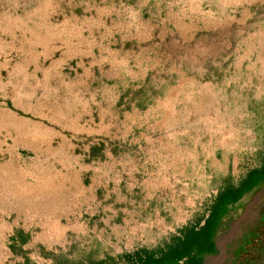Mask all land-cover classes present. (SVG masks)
<instances>
[{
  "label": "rangeland",
  "instance_id": "rangeland-1",
  "mask_svg": "<svg viewBox=\"0 0 264 264\" xmlns=\"http://www.w3.org/2000/svg\"><path fill=\"white\" fill-rule=\"evenodd\" d=\"M72 12L37 62L61 65L45 113L64 128L33 118L31 146L0 150L14 165L0 219L28 234L22 252L0 243V264H126L264 155V0H80ZM202 264H264V179Z\"/></svg>",
  "mask_w": 264,
  "mask_h": 264
},
{
  "label": "crops",
  "instance_id": "crops-1",
  "mask_svg": "<svg viewBox=\"0 0 264 264\" xmlns=\"http://www.w3.org/2000/svg\"><path fill=\"white\" fill-rule=\"evenodd\" d=\"M79 5L80 0H0V150H3V142L7 140L10 143H22L25 147L31 146L33 118L50 121L54 128H49L48 132L53 136L57 135L58 129L64 128L59 124L62 121L60 116L45 113V108L52 104L49 103L46 88L54 77L49 73L51 70L58 73L61 65H39L37 62L49 55L46 41L52 32L51 28L61 35L62 25L71 20L79 21L78 17L72 16V11ZM95 42L96 39L92 40V44ZM62 47L66 48L64 45ZM76 47L81 46L78 44ZM38 93L39 97L42 94L45 98V104L39 97L34 102ZM6 105H10L11 109L6 108ZM6 164L8 168L14 169L13 163L0 162V199L5 197L6 175L2 172V166ZM8 172V185L11 186L8 196L15 199L16 182L11 177L13 171ZM16 231L27 234L26 229H19L0 219V243L10 252L12 247L24 249L28 243L27 240L19 244Z\"/></svg>",
  "mask_w": 264,
  "mask_h": 264
},
{
  "label": "trees",
  "instance_id": "trees-1",
  "mask_svg": "<svg viewBox=\"0 0 264 264\" xmlns=\"http://www.w3.org/2000/svg\"><path fill=\"white\" fill-rule=\"evenodd\" d=\"M263 179L264 155L259 166L249 170L236 184L228 179L223 182L196 222L186 224L166 243L153 250L140 249L126 255V264H202L204 257L213 251L216 229L228 209ZM16 235L19 244L28 240V234L16 231ZM12 250L22 252L20 246L12 247ZM109 261L105 258L90 264H108Z\"/></svg>",
  "mask_w": 264,
  "mask_h": 264
}]
</instances>
